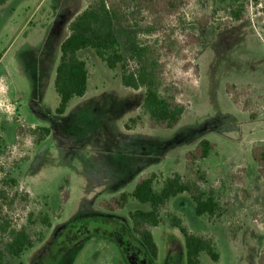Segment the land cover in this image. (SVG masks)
<instances>
[{"label": "rangeland", "instance_id": "obj_1", "mask_svg": "<svg viewBox=\"0 0 264 264\" xmlns=\"http://www.w3.org/2000/svg\"><path fill=\"white\" fill-rule=\"evenodd\" d=\"M263 1L245 0L244 18L224 30L218 28L229 16L217 7L219 0H184L163 24L150 23L145 13L130 18L134 27L114 23L126 60L133 36L143 45L162 39L166 30H174L175 42L184 44L188 35L201 40V47L182 49L199 69L197 98L185 103L181 121L171 130L150 128L141 108L144 89L125 88L121 66L109 71L89 49L78 53L87 62L86 94L73 99L62 116L55 115L59 45L69 23L91 0H7L0 5V196H5L0 223L25 228L33 239L42 233L20 258L5 254L4 264H184L183 239L164 215L163 223L150 229L157 246L153 260L128 219L129 212L148 206L130 201L109 212L100 202L131 191L137 178L151 172L183 175L185 154L203 139L214 148L195 162L207 177L200 184L223 204L224 217H197L185 195L169 207L191 233L214 236L220 258L213 262L201 253V264H257L264 248V179L251 148L264 144ZM181 64L169 59L165 80L181 82L183 89L189 74ZM128 65L135 69L133 62ZM226 85L241 91L237 104L225 93ZM28 127H49L50 135L34 146L33 137L17 133ZM61 185L68 194L65 203ZM43 214L50 218L48 230L40 227ZM6 239L7 234L0 235V252Z\"/></svg>", "mask_w": 264, "mask_h": 264}, {"label": "trees", "instance_id": "obj_2", "mask_svg": "<svg viewBox=\"0 0 264 264\" xmlns=\"http://www.w3.org/2000/svg\"><path fill=\"white\" fill-rule=\"evenodd\" d=\"M5 1L7 0H0V5ZM244 1L219 0L220 5L217 7H224L227 10L229 21L218 29L224 30L230 23L244 18ZM183 3L184 0H91L88 7L69 23V34L59 45V57L53 79L54 93L59 99L55 115L62 116L73 99L82 98L86 94L87 62L80 58L78 53L89 49L109 71H115L119 65L121 66L120 79L125 88L135 91L144 89L141 108L150 128L171 130L176 127L182 119L185 103L191 98H197L196 81L199 78L198 66L192 64L188 56L182 54V49L188 45L201 47V40L188 35L184 44L175 42L171 36L174 30H166V33H162L163 38L154 40L151 45L140 44L133 36L130 39V55L126 60L122 56L119 41L114 33V23L134 27L135 23H129V20H132L130 18L138 13H145L150 18V23L163 24L167 18L180 11ZM261 9L264 12V1ZM207 22L201 23V26L205 27ZM169 59L182 61L180 69L189 74L187 81H184L183 89L181 82L171 84L165 80V65ZM130 61L135 64L133 70L128 65ZM240 92L233 85H226L225 93L234 104H237ZM182 94L184 98L181 101L179 97ZM17 133L20 137L30 135L33 137V145L38 146L50 135V129L28 127L18 129ZM213 148V143L201 140L193 151L185 154L183 175L173 173L163 177L161 173L151 172L140 176L131 191L121 192L109 200L100 202V207L105 211L115 212L124 209L130 201L147 205L148 210L137 209L129 212L128 219L132 225V232L153 260L157 258V246L150 229L160 226L164 215L168 220V227L178 231L183 239L184 264H201L199 259L201 253L207 254L211 261L217 262L220 254L214 236L191 233L182 216L169 207L173 199L185 195L192 202L197 217H206L209 220H221L224 217L225 207L212 192L201 187L200 183L206 182L207 177L195 165L197 160L206 159ZM251 158L264 179V144L251 148ZM11 183L16 185L15 180H11ZM64 188L63 185L58 188L62 193V203L68 200ZM2 205L0 202V211ZM32 216L29 214L30 224L33 223ZM39 223L40 227L48 230L51 225L48 214L41 215ZM3 234H7V239L3 244V251L0 252V264H4L5 254L20 258L25 251L34 247L35 242L41 241L42 235L37 231L33 239L25 228H10L5 221L0 223V235ZM257 264H264V248L259 254Z\"/></svg>", "mask_w": 264, "mask_h": 264}, {"label": "crops", "instance_id": "obj_3", "mask_svg": "<svg viewBox=\"0 0 264 264\" xmlns=\"http://www.w3.org/2000/svg\"><path fill=\"white\" fill-rule=\"evenodd\" d=\"M137 179H138V178H137ZM137 179H136V180H137ZM135 182H136V181H135Z\"/></svg>", "mask_w": 264, "mask_h": 264}]
</instances>
